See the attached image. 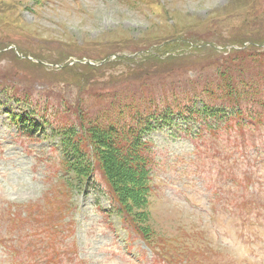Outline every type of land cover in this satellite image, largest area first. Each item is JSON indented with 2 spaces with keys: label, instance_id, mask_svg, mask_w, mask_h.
Here are the masks:
<instances>
[{
  "label": "rangeland",
  "instance_id": "374dc122",
  "mask_svg": "<svg viewBox=\"0 0 264 264\" xmlns=\"http://www.w3.org/2000/svg\"><path fill=\"white\" fill-rule=\"evenodd\" d=\"M191 33L193 52L186 46L167 52L182 60L177 66L241 43L264 46V0H0V264L34 260L31 249L44 244L33 236L37 210L45 222L36 232L51 228V246L66 264H264L260 108H253L260 117L245 118L242 135L220 131L214 151L200 134L150 135L156 167L148 240L110 212L106 191L97 187V164L92 187L65 189L59 180L56 141L42 120L77 124L76 106L83 118L99 115L102 86L126 78L132 67L95 73L90 65ZM108 61L110 67L114 60ZM26 102L43 125L38 134L22 133L9 118L8 110L28 111ZM175 122L177 129L187 123Z\"/></svg>",
  "mask_w": 264,
  "mask_h": 264
},
{
  "label": "trees",
  "instance_id": "16d2710c",
  "mask_svg": "<svg viewBox=\"0 0 264 264\" xmlns=\"http://www.w3.org/2000/svg\"><path fill=\"white\" fill-rule=\"evenodd\" d=\"M193 37L191 33L167 39L151 52L135 59H116L110 67L107 64L90 67L99 72L119 64L132 66L126 78L120 77L114 83L111 78L104 95L96 96L102 107L99 115L93 118L78 115L77 126H70L68 130L51 128L52 135L61 138L58 161L64 175L59 180L65 189L76 188V184L81 188L85 184L86 189L92 186L97 164L102 181L97 187L106 190L113 207L110 212L114 211L122 226H132L145 240L151 236L150 227H145V223L150 220L149 199L154 190L151 183L156 167L150 135L176 130L193 138L200 134L204 139L207 134L202 131L193 136L195 127L204 132L237 130L242 135L245 118L262 114L253 108L264 110V46L250 43L244 47L241 43L240 49H231L225 55H207L198 58L199 61L194 57L190 58L191 64L177 66L182 60L167 55L168 50L186 46L193 52L190 44ZM197 63L203 65L199 67ZM201 78H204L203 84ZM180 120L187 123L177 129L175 121ZM35 212L33 236H40L39 242L44 244L39 243L36 250L29 247V256L34 260L27 264H66L61 257L57 258L59 251L51 246V228L43 225L36 232L45 217L38 210Z\"/></svg>",
  "mask_w": 264,
  "mask_h": 264
}]
</instances>
